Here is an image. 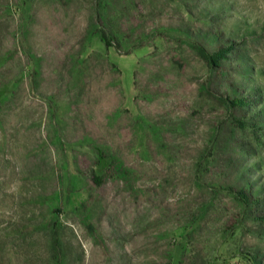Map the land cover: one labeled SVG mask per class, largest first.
<instances>
[{
    "label": "rangeland",
    "instance_id": "obj_1",
    "mask_svg": "<svg viewBox=\"0 0 264 264\" xmlns=\"http://www.w3.org/2000/svg\"><path fill=\"white\" fill-rule=\"evenodd\" d=\"M0 264H264V0H0Z\"/></svg>",
    "mask_w": 264,
    "mask_h": 264
},
{
    "label": "trees",
    "instance_id": "obj_2",
    "mask_svg": "<svg viewBox=\"0 0 264 264\" xmlns=\"http://www.w3.org/2000/svg\"><path fill=\"white\" fill-rule=\"evenodd\" d=\"M204 55L207 57V59L209 60L211 65L216 66L217 63L220 61V59L225 54H224V50H218V51H216L214 53L205 52ZM229 101H230L231 105H233V106L247 105V104H245V100L244 99H240V98H232Z\"/></svg>",
    "mask_w": 264,
    "mask_h": 264
}]
</instances>
